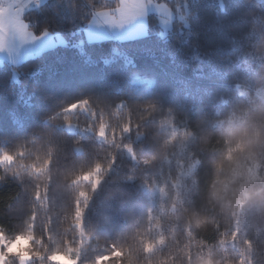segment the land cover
<instances>
[{"label":"clouds","instance_id":"clouds-1","mask_svg":"<svg viewBox=\"0 0 264 264\" xmlns=\"http://www.w3.org/2000/svg\"><path fill=\"white\" fill-rule=\"evenodd\" d=\"M92 2L85 14L122 7ZM37 30L49 26L0 20V54ZM249 54L252 73L194 117L89 96L0 133V188L16 189L0 197V264H264V33Z\"/></svg>","mask_w":264,"mask_h":264},{"label":"trees","instance_id":"trees-1","mask_svg":"<svg viewBox=\"0 0 264 264\" xmlns=\"http://www.w3.org/2000/svg\"><path fill=\"white\" fill-rule=\"evenodd\" d=\"M157 1L172 10L180 2ZM187 1L185 20L174 17L166 35L149 16L147 33L125 41H84L95 16L85 14L86 0H47L26 11L21 20L47 24V32L60 34L64 42L17 65L0 63V133L40 124L44 114L60 105L75 111L80 105L73 101L89 96L155 98L198 115L219 94L231 91L234 80L252 73L249 50L264 33V0ZM102 3L93 0L90 8ZM107 6H114V0H107ZM80 135V129L68 133L70 139ZM118 164L127 172V161ZM15 190L6 185L0 197ZM127 191L135 194L136 184L127 185Z\"/></svg>","mask_w":264,"mask_h":264},{"label":"crops","instance_id":"crops-1","mask_svg":"<svg viewBox=\"0 0 264 264\" xmlns=\"http://www.w3.org/2000/svg\"><path fill=\"white\" fill-rule=\"evenodd\" d=\"M140 2H144L141 6H147L150 3V0H139ZM142 2V3H143ZM0 3L4 4V0H0ZM122 7L116 14H104L105 18H109L108 20L101 17V14L95 15L90 23V27L86 28L85 33L86 36L90 37L92 40L90 41H101L105 39L111 38V33H115L119 38H133L140 35V37L144 36L148 30V15L149 12H144L140 10H131L130 8H136V0H131L125 2V0H120ZM15 4V6H19L16 0H8V4ZM5 5V6H7ZM162 8H168L167 5H160ZM8 7V6H7ZM5 7V8H7ZM123 9L125 11H133L134 14L130 16H122ZM169 18L172 19L173 17ZM13 18V17H12ZM13 20V19H12ZM23 21V20H21ZM161 22V19H160ZM135 34V35H134ZM103 35V36H100ZM105 35V36H104ZM122 35V36H121ZM132 35V36H127ZM126 36V37H125ZM64 42L63 37L60 34H54L50 32H44L40 35H37V39H35L31 46L25 47L19 53L11 54V55H3L0 54V62L3 60H8L14 65L20 64L24 60L29 57L40 54L46 49L52 48L56 45L62 44Z\"/></svg>","mask_w":264,"mask_h":264},{"label":"rangeland","instance_id":"rangeland-1","mask_svg":"<svg viewBox=\"0 0 264 264\" xmlns=\"http://www.w3.org/2000/svg\"><path fill=\"white\" fill-rule=\"evenodd\" d=\"M44 1H47V0H16V2L19 4V6L17 7V6H15V4L7 5L8 0H4V4L0 3V20L7 18V20L9 22L21 21V19H23L22 17L24 15V13L26 11H28L31 8L37 7L38 5H40ZM110 1H112V0H110ZM127 1L129 2L131 0H125V2H127ZM177 1H180V2H177V6H175L176 7L175 10H172L169 6H168V8L166 7V9L162 8L160 6V5H162V2H158L157 0H150V3L147 4V6L144 5V7L141 6L142 4H144L143 1H142L143 2L142 3L139 0H136L137 7L136 8H130V9L131 10H135V9L140 10V11H142V13L149 12L148 18H149V16H151V18H153L155 20L157 19V24L160 26L159 33L162 35H166L165 33H167L168 30L171 29V27H172L173 18L176 17L177 20L184 21L186 15H187V12H188V10H187L188 1L187 0H177ZM5 5H7L8 7ZM5 7H7V8H5ZM172 13L174 16L172 17V19H170L169 17L172 16ZM133 14H134L133 11H130V10L125 11L123 9L122 16H124V15L130 16ZM101 17L105 18V15L101 14ZM105 19L108 20L109 18H105ZM160 19H161V22H160ZM91 21L87 24L86 28L90 27L89 25H90ZM86 28H85V30H86ZM50 33H52V32H50ZM100 36H103V35H100ZM111 36H112L111 37L112 39H117L119 41H125V40L140 38V35H137V34H136L137 37H133V38H126V39L125 38H119L113 32L111 33ZM127 36H132V35H127ZM90 40H92V39L90 37L86 36V33L84 31V41H86V42H95L96 41V40L95 41H90ZM78 41H79L80 45L83 43V40L78 39ZM4 61L8 62L9 64H12V65L14 64L8 60H3L2 62H4ZM2 62H0V63H2ZM17 73H18L17 70H14V78L18 77ZM135 80L137 82L141 81L140 78H137ZM75 130H77V129H73L72 131H75Z\"/></svg>","mask_w":264,"mask_h":264}]
</instances>
